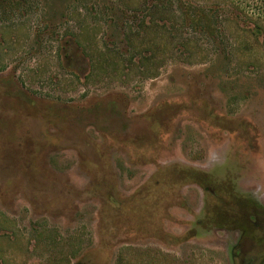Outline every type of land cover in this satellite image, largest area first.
<instances>
[{
    "label": "rangeland",
    "instance_id": "obj_1",
    "mask_svg": "<svg viewBox=\"0 0 264 264\" xmlns=\"http://www.w3.org/2000/svg\"><path fill=\"white\" fill-rule=\"evenodd\" d=\"M145 1L0 0V264L264 249V39Z\"/></svg>",
    "mask_w": 264,
    "mask_h": 264
},
{
    "label": "trees",
    "instance_id": "obj_2",
    "mask_svg": "<svg viewBox=\"0 0 264 264\" xmlns=\"http://www.w3.org/2000/svg\"><path fill=\"white\" fill-rule=\"evenodd\" d=\"M10 3H14L13 6L22 5V3H26L27 0H9ZM103 2V1H102ZM248 0H223L222 3H218L215 7L211 5H199L195 3L193 0H146L145 4L150 6H164L170 5L177 7L179 11V16L181 22L185 26L198 25L202 26V31L206 33L209 39L214 38V31L212 24L215 21L213 18H220L218 11H222V8L230 11L233 15L232 18L235 20H242L243 22L248 21L250 24L252 23L253 28L250 29L249 35L254 37V39H258L259 37L264 39V0H252L251 5H247ZM17 3V4H15ZM102 3L101 13H104L105 18L109 20V22L115 24V20L112 19L114 8L113 6H105ZM105 6V7H103ZM196 6L198 10H196L192 16H190L189 7ZM138 11H135L137 13ZM112 13V15L110 14ZM218 13V14H217ZM110 14V15H109ZM135 15H132V17ZM67 46L68 44L65 43ZM67 47L61 48V52L63 51V57H67L65 51ZM69 53V51H68ZM60 57V55H59ZM69 57V56H68Z\"/></svg>",
    "mask_w": 264,
    "mask_h": 264
},
{
    "label": "flooded vegetation",
    "instance_id": "obj_3",
    "mask_svg": "<svg viewBox=\"0 0 264 264\" xmlns=\"http://www.w3.org/2000/svg\"><path fill=\"white\" fill-rule=\"evenodd\" d=\"M244 246L241 244H235L233 245V252H234V258H238L240 264H264V249H260L258 247L260 246H251L248 250H245L243 248ZM246 252H251V258L248 260H245ZM244 257L243 260L240 258Z\"/></svg>",
    "mask_w": 264,
    "mask_h": 264
}]
</instances>
